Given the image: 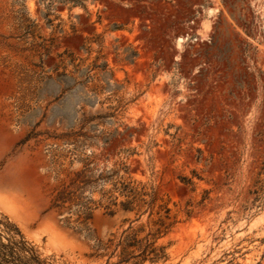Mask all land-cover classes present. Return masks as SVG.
<instances>
[{"label": "rangeland", "instance_id": "rangeland-1", "mask_svg": "<svg viewBox=\"0 0 264 264\" xmlns=\"http://www.w3.org/2000/svg\"><path fill=\"white\" fill-rule=\"evenodd\" d=\"M84 164L170 207L168 259L144 264H257L264 0H0V212L54 264H117L61 221L75 204L52 207ZM114 208L91 226L116 243L129 223Z\"/></svg>", "mask_w": 264, "mask_h": 264}, {"label": "trees", "instance_id": "trees-1", "mask_svg": "<svg viewBox=\"0 0 264 264\" xmlns=\"http://www.w3.org/2000/svg\"><path fill=\"white\" fill-rule=\"evenodd\" d=\"M59 1L65 3L68 0ZM69 1L73 4L81 3V0ZM48 21L51 22V20ZM22 23L27 33L34 31L35 24L29 18L23 19ZM134 55L135 52L131 54V56ZM64 76L67 84L66 74H59L58 77L63 79ZM75 84L76 81L73 85L67 84L64 91L70 90ZM63 118L68 117L64 115ZM83 127L84 125L80 129ZM78 133H80V130L64 135L71 137ZM79 135L85 136L83 133ZM103 138L105 142L108 141L107 137ZM112 176L113 174L108 172L105 174L100 172L96 176L93 174V170L90 169L89 164H84L83 168L76 171L74 176L70 178V182L56 193L52 199V207L60 211L62 208L69 207V204H75L77 218L74 224L70 220L71 216L61 217V221L89 242L90 251L87 253L89 258L100 259L109 253L108 257L111 258L119 251L120 260L117 264L159 263L167 260V247L160 244L159 239L166 235L173 225L170 207L162 201L155 191L148 193L143 186L138 189L132 182L125 180L113 184L112 190L119 191V195L113 197L112 190H106L104 184L100 187L97 185L99 181H103V183L111 181ZM183 180L186 183H192L191 178L183 177ZM118 183L120 184V190H118ZM87 188L90 189V192L85 195ZM95 192L100 193L99 198L94 197ZM113 206L119 207L125 212L123 221L129 223V226L123 231L116 243L113 238L103 240L91 226L96 209L102 208L104 214L113 216L117 211ZM161 212H164L163 216H160ZM145 214H147V223H140L137 230L133 229V223L141 221L142 216ZM155 214L158 215L157 219L153 218ZM0 264L54 263L43 257L38 248L25 237L20 228L9 217L0 212ZM257 264H264V254Z\"/></svg>", "mask_w": 264, "mask_h": 264}]
</instances>
